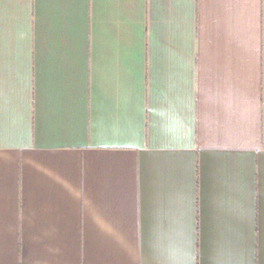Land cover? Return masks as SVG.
I'll return each mask as SVG.
<instances>
[{"label":"crops","instance_id":"1","mask_svg":"<svg viewBox=\"0 0 264 264\" xmlns=\"http://www.w3.org/2000/svg\"><path fill=\"white\" fill-rule=\"evenodd\" d=\"M0 264H264V0H0Z\"/></svg>","mask_w":264,"mask_h":264}]
</instances>
